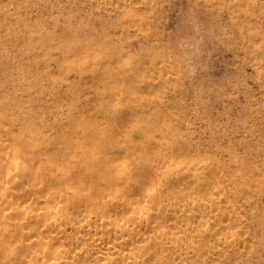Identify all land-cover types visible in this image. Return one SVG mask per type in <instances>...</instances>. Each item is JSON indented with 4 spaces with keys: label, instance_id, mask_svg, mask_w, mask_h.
I'll return each instance as SVG.
<instances>
[{
    "label": "rangeland",
    "instance_id": "374dc122",
    "mask_svg": "<svg viewBox=\"0 0 264 264\" xmlns=\"http://www.w3.org/2000/svg\"><path fill=\"white\" fill-rule=\"evenodd\" d=\"M129 1L130 7L101 0H0L6 157L16 148L14 157L32 164L29 175L46 178L43 199L46 191L66 194L73 185L93 191L85 178L90 170L79 160L104 155L108 165L131 167L136 187L119 197L135 203L155 175L166 172L156 166L141 184L134 173L141 161L199 160L198 172L218 176L217 168L218 181L200 179L183 190L197 189L204 198L219 189L236 197L235 205L216 206L223 216L213 234L235 228L243 243L196 263L264 264V0ZM103 172L105 178L113 173L101 167L96 176ZM111 187L102 183V198L115 196ZM176 188L171 179L162 193ZM232 206L238 217L229 212ZM74 210L51 214L75 219ZM207 247L198 246V256ZM93 260L86 255L75 263ZM156 260L144 264H171Z\"/></svg>",
    "mask_w": 264,
    "mask_h": 264
},
{
    "label": "bare ground",
    "instance_id": "6f19581e",
    "mask_svg": "<svg viewBox=\"0 0 264 264\" xmlns=\"http://www.w3.org/2000/svg\"><path fill=\"white\" fill-rule=\"evenodd\" d=\"M101 1L110 6L130 7L129 0ZM114 96L119 98L120 93L115 92ZM0 133V264H76L79 257L86 255L93 256L94 260L79 264H144L156 255L157 262L169 260L171 264H197L217 252L237 248L243 243L235 228L219 233L215 231L216 234H213V226L223 216L218 213L219 210L216 211V206L219 207L221 203H225L226 207L227 204L235 205L236 197L224 194L219 189L204 198L195 194L197 189L183 190V186L200 179L216 182L220 176L215 167L219 177H208L198 172L202 162L185 157L180 163L169 165L159 158L141 161L142 164L134 168L141 184L148 183L146 175L153 174L156 166L164 165L166 172H158L154 182L141 190L143 200L135 203L132 198L119 197L124 193L130 194L132 189L129 186L136 187L137 181L131 178V167L120 163L108 165V158L101 155L90 162L79 160L80 167L88 166L90 170L85 178L89 180L93 191L73 185L72 192L64 194L63 190L58 189L54 195V191H46L41 199L46 178L37 174L29 175L32 164L14 157L18 153L16 148L8 153L13 157L7 158L10 146L1 126ZM101 167H108L112 175L105 178L103 172L96 176ZM106 173L110 174L108 170ZM171 179L178 188L162 193L165 182ZM102 183L111 185V193L115 196L102 198ZM60 184L67 185V177L60 179ZM120 184L124 185L120 187ZM31 196L38 198L37 203L26 201ZM154 199L159 201L153 202ZM88 205L91 207L80 215V209ZM68 207L75 209V219L68 213L61 217L51 214L52 210L57 212L59 208L66 210ZM167 212L173 216L166 218ZM229 212L238 217L233 206ZM154 224V233L145 235ZM218 224H222V221ZM190 236H195L196 240L186 242ZM127 243L131 245L130 250L122 251L121 248ZM52 244L56 246L52 247ZM204 244H208V247L198 256L196 249ZM65 245L71 246L70 249L65 250Z\"/></svg>",
    "mask_w": 264,
    "mask_h": 264
}]
</instances>
